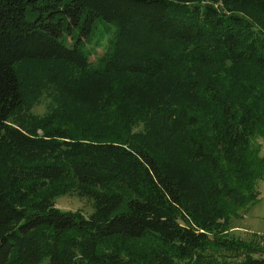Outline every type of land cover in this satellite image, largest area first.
I'll list each match as a JSON object with an SVG mask.
<instances>
[{"label": "trees", "instance_id": "1", "mask_svg": "<svg viewBox=\"0 0 264 264\" xmlns=\"http://www.w3.org/2000/svg\"><path fill=\"white\" fill-rule=\"evenodd\" d=\"M259 135L264 0H0V264H264Z\"/></svg>", "mask_w": 264, "mask_h": 264}, {"label": "rangeland", "instance_id": "2", "mask_svg": "<svg viewBox=\"0 0 264 264\" xmlns=\"http://www.w3.org/2000/svg\"><path fill=\"white\" fill-rule=\"evenodd\" d=\"M102 53L103 49L98 50V54L91 57V61L95 62ZM33 111L42 113L43 108L41 106L35 107ZM251 148L254 154L264 161V135H259L253 139ZM256 191L257 201L239 209V217L231 219L230 233L234 237L252 240L264 247V174L257 181ZM56 206L61 209L90 211L86 202L76 197H60L57 199Z\"/></svg>", "mask_w": 264, "mask_h": 264}]
</instances>
